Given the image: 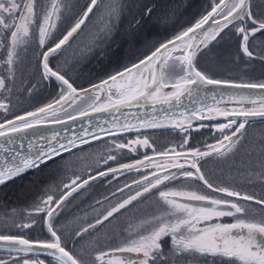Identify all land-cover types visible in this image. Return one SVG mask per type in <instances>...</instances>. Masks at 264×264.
Returning a JSON list of instances; mask_svg holds the SVG:
<instances>
[{"label":"snow or ice","instance_id":"1","mask_svg":"<svg viewBox=\"0 0 264 264\" xmlns=\"http://www.w3.org/2000/svg\"><path fill=\"white\" fill-rule=\"evenodd\" d=\"M99 0H91L87 10L84 12L83 18L78 20L76 24L63 36L53 47H49L43 52V77L49 79L54 77L60 84V96L54 104H48L37 109L34 112H28L23 116H17L15 120H8L6 124H0V137H10L13 133L22 132L28 128L42 122L43 118L49 113H55L56 105L62 107L61 102H71L75 104L77 99H83L77 89L70 83L69 79L59 71H53L49 67V56L60 50L62 46L69 42L74 33L81 28L85 19L93 8L98 6ZM264 3V0H262ZM36 0H0V32L4 30L10 31V46L7 52L6 63L9 71L12 70L14 60L17 58L16 49L19 45L26 43V38L30 36L33 26L38 27L39 44L44 47L46 40L50 36L52 29L56 27L53 17L59 19L58 0H53L52 7L49 12L43 16L42 22H38L35 10ZM151 11V10H149ZM119 9L113 4L109 7V19L113 15H118ZM215 16H222L223 23L215 22L213 28L204 30V25ZM239 20L242 23L236 28V32L242 39L241 48L249 58L253 57V53L249 50L248 42L250 37H255L257 33L264 34V9H261L259 18L252 10L251 0H219L214 4L211 12L203 16L194 26L189 27L185 31L176 35L173 39L165 43H161L156 47L150 55H146L143 59H139L130 67H125L123 71H118L114 75H110L107 79L102 80L100 84L93 85V105L94 111H105L110 108L119 110L121 106H140L144 103H151L153 106L157 104H171L173 101L179 103L181 97L187 94L191 96L197 85H221L228 83L227 81L215 80L196 68L197 55L201 51V46L207 48L208 45L217 39L221 33L228 28L234 21ZM199 30L200 38L197 40L196 33ZM111 31V28H107ZM3 46V39L0 38V47ZM171 46V47H170ZM180 55H174L177 51ZM264 60V56L260 57ZM171 87L173 91L163 93L162 89ZM6 81L0 77V90L6 89ZM234 87H244L250 89H264V83L234 85ZM112 89H115L116 98L113 99ZM89 90H83L87 94ZM100 92H105V103L96 106V101L101 100ZM237 103L255 105L256 100L249 97H240ZM0 109L7 111V105L0 102ZM196 111L193 110L192 116L188 119L195 118ZM199 111H202L200 109ZM213 113L207 117L214 119L215 115L223 116L228 122L217 125V130L223 134L226 130L232 129L233 125L239 124L230 135H223V138L216 145H208L207 151L194 149L190 153H177L175 149L169 152H163L159 155L166 158L162 163L154 162L151 158L145 156L143 161H136L135 164H122L120 168H111L109 172L115 174L123 170H139L140 168L151 165L160 171H154L151 176L144 175L142 181H134L137 185L142 186L141 191H137L134 195L129 196L117 205L107 211L102 219H97L96 224H90L88 228H95L96 225L102 224L112 217L114 213H119L121 209H125L131 205L133 201L144 196L146 193L157 192L160 200L166 206L167 211L157 217H153L151 221H144L141 229L145 224H154L155 226L147 234L137 233V238L129 239L122 246L109 251H100L95 256L94 264H137L136 261L130 260L123 253H135L142 255L139 264H158L164 262L167 258L161 251L160 239L164 236H170L172 244V255L180 256L183 254L211 256L221 258V264H264V211L259 214V219L253 218L254 213L251 205L242 204L243 202H255L257 205H264V199H257L253 195L241 194L239 191L232 190L228 187L214 186L206 179L204 173L198 166L200 159L216 154L220 157L227 156L232 152L239 143V137L243 135V130L250 118L259 117L264 119V96L259 99V106L252 108L240 107L231 111L221 108H209ZM87 113L82 112L81 115ZM204 118V117H201ZM162 124L155 120L151 122L141 123L139 127H161ZM135 125L126 124L121 130L130 131ZM181 130H184V122L176 124ZM190 127V125H189ZM227 141V144H225ZM11 141L9 140V143ZM86 142V141H82ZM70 143L75 146V141ZM148 145V140L137 139L129 144ZM188 143L187 140L184 141ZM129 145L117 144V149H123ZM183 147V145L181 146ZM61 150H68L65 145L61 144L59 149L49 145L46 149L41 147L35 154L20 155L19 153L10 157L0 156V184H4L7 180L23 175L29 169H39L42 165L53 161L56 156L61 154ZM135 151V149H132ZM0 151L7 152L3 142H0ZM191 156V162L188 168L184 163H180L181 158L185 159ZM108 159H115L109 156ZM147 162V163H146ZM260 167L264 171V161H261ZM169 169H176L170 172ZM101 176L108 173L102 172ZM183 177L185 181H200L211 192L220 194L218 197L201 193L196 190L183 191L170 189L165 182H171ZM73 185L76 184L74 180ZM85 180L83 184H87ZM77 185L71 189L76 191ZM163 186V187H162ZM69 185H65L68 188ZM129 187V185H125ZM123 191V189H120ZM71 195V192L61 196L59 200H55L52 196H48L41 203L44 207H37V212H46L48 217H53L55 209L51 207L53 203L57 207ZM181 198V199H178ZM183 201L203 202L199 206ZM222 217H231V223H214ZM203 225V226H201ZM29 227V225H24ZM48 232L52 237L51 242L31 241L22 237L0 235V242H7L10 245L17 246L15 250H23L25 252L33 251L34 247H40L45 250H54L49 254H56L58 264H88L65 249L61 245V238L57 234L53 224L48 222ZM88 228L83 229L84 232ZM81 235V233H77ZM0 264H8V261L0 259ZM24 264H28V260H24ZM39 264H43L40 261Z\"/></svg>","mask_w":264,"mask_h":264},{"label":"rangeland","instance_id":"2","mask_svg":"<svg viewBox=\"0 0 264 264\" xmlns=\"http://www.w3.org/2000/svg\"><path fill=\"white\" fill-rule=\"evenodd\" d=\"M90 1L59 0V19L54 17L53 20L59 21L63 19L66 22L76 24ZM216 1L218 0H100L98 6L95 7L88 18L87 24L83 26L82 33L66 47L65 69L70 70L71 66L74 68V66L80 64L81 73L76 80L79 86L88 84L93 80L91 79L93 73L91 70L86 69L84 65L95 51L102 50L104 53L105 50L118 48L120 50H116V52L122 57L124 65L132 60L142 58L163 41L181 33L199 21ZM52 3L53 0H36L35 10L38 21L43 20V16L51 9ZM113 4L118 7L119 12L118 15H113L109 19L108 10ZM251 4L253 12L259 18L261 9H264V3H262V0H251ZM239 23H235L228 31L221 33L207 48H201L195 64L201 72L210 78L264 83V60L258 58L264 56V34L257 33L255 37H250L248 47L253 53V57L249 58L244 55L241 48L242 39L236 32ZM109 27L111 31H107ZM116 28H122L123 31H130V33L128 35H120V42L117 45H110L109 43L114 37L112 32H115ZM259 34L261 37L258 36ZM180 54L181 52L174 55ZM51 79L54 80L52 77ZM52 80L48 102L39 101L32 104H18L17 107L5 112L7 117L30 112L56 100L61 89L60 85L58 88V84ZM35 93L36 88L34 87L33 95ZM39 95L41 96L40 90ZM80 95L83 96V99L78 98L75 104L70 103L63 108L57 109V111L61 112L56 118L79 112L93 102L90 94L82 93ZM3 100H5V97L0 95V101ZM225 123H227V120L197 124L190 126V128L184 127V130L176 131L185 135L184 140L170 144L165 147V150L189 149L192 151L198 148L201 151H207L208 145H216L223 138V135L230 133L231 129L226 130L223 134L217 130V125ZM191 131L198 133V139L196 138L198 144L189 139L188 132ZM162 138L167 139L166 137ZM201 139H205L204 146ZM236 139H239V143L227 156L220 157L213 154L208 158V163L205 165L208 181L212 184H222L225 187L245 194H251L254 186L264 189V171L260 167L261 161H264V121H249L243 130V135ZM185 140L188 141L187 144L184 143ZM178 145H183V147ZM90 150L91 146L87 145L62 155L59 158L62 168L59 167L58 174L50 178L49 186L47 184L42 185L40 181L42 179L34 180L31 188L28 185L26 186L25 183L20 186V181L24 175L20 176L16 180L18 186L15 189L17 194L13 198L14 201L9 199H5L4 202L0 201V234H20L36 240L51 242L52 237L46 225L49 221L59 235H66L68 229H80L83 225L84 216L82 213H78L72 218L64 217V213L72 207L78 194L63 200L60 206L57 207L53 217H48L47 221H45L46 212H37L36 209L37 207H44L41 202L46 200L48 196H52L54 201L58 200L62 193L74 186L72 183L74 180L77 184L80 180L89 176L88 164L80 157L87 154ZM165 159L162 158L160 163ZM37 172L35 170L33 173L36 174ZM165 183L170 189H188L189 191L194 189L195 185L194 181H185L183 177ZM65 185H69V187L65 188ZM105 202L101 201L98 203L95 209L108 205L104 204ZM241 203L251 205L253 213L260 214L263 211L260 207L250 202L241 201ZM166 211L167 208L159 196L152 198L142 196L101 225L90 229L112 230L108 226L112 221L125 223L124 228L131 233L128 237L110 239L109 237H90L87 235L88 237L66 238L77 241L78 243L74 245L79 246L81 250L91 248L90 253L97 252V247L103 245H123L129 239L137 238L136 234L133 235L135 231V233L138 231H143V233L151 231L155 225L145 224L143 229H141L142 222L151 221L153 217L161 216ZM24 225H29V227H24ZM60 238L63 246L72 245L63 236ZM159 243L161 246H172L170 236L162 237ZM106 248L109 247H105L104 251ZM0 259L8 261L10 264H24V260H28V263L33 261L32 264H39L40 261L54 262L48 258L21 255L18 252L9 250H0Z\"/></svg>","mask_w":264,"mask_h":264},{"label":"flooded vegetation","instance_id":"3","mask_svg":"<svg viewBox=\"0 0 264 264\" xmlns=\"http://www.w3.org/2000/svg\"><path fill=\"white\" fill-rule=\"evenodd\" d=\"M38 22H42V21H38ZM238 22H240L238 25V27H240L242 23H246L247 21L241 22L237 20L232 24H230L228 28H226L222 33L228 31L232 25ZM54 23L56 27L51 30L50 36L46 40V44L44 45V47H41L39 44L38 27H36L35 25L33 26L30 36L26 38V43L19 45L16 49L17 58L14 60V64L12 65L11 72L9 71V66L6 63L7 52L10 46V31L4 30L3 32H0V38L3 39V46L0 47V77H3L5 79L7 85L6 89L0 90V95L5 97V100L0 102H3L7 105V111H5L4 109H0V122L16 116L14 115L7 117L5 112H8V110L11 108L17 107L18 104L25 105L28 103L32 104L34 102H39V101L41 102L49 101V90L52 79L51 78L45 79L43 77V64H42L43 52L47 51L49 47H53L55 43H57L60 39H62L63 36L66 35V33L70 31L71 28L75 25V23L66 22L63 19L59 21H54ZM86 24L87 21L83 24V26ZM81 33H82V29H80L67 44L62 46L60 50H57L55 54L50 55L48 63L51 69L55 71H59L61 74L65 75V78L69 79L70 83L73 84V86L77 89V91L79 90L78 88L83 90L86 89L87 87H91L90 90L87 92V94H90L93 100V92L91 91L93 85L100 84L102 80L107 79L110 75H114L118 71H123L125 67H130L133 63L137 62L141 58L134 61L132 60L124 65L122 57H120V54L116 52V50H120L118 48H111L109 50H105L104 53L102 50L97 52L95 51L94 54L90 56V59L87 61V63H85L84 65L86 69L92 71L93 74L91 75V79L93 80L88 84L79 86L76 78L81 73V66L79 64L74 66L75 69L73 68V66H71L72 68L70 70L65 69V60H66L65 49ZM129 33L130 31H123L122 28H116V31L112 32V35L114 37L111 43L109 44L117 45L120 42L119 36L128 35ZM258 36L261 37L260 34ZM52 81L56 82L58 84L57 87L59 88L60 85L59 82L56 81L55 78ZM34 87L36 88L35 95H33ZM39 90L41 91V96L39 95ZM100 93H104V99H105L107 94L105 92H100ZM112 95L116 97L115 89H112ZM59 96L60 94L58 95V98ZM68 104H70V102ZM212 108L227 109L220 106H215ZM207 111L208 113H211L209 109ZM60 112L61 111L51 113L46 117L56 118L60 114ZM237 122H239V120ZM237 126L238 124L233 125L231 131H233ZM180 130L181 129L150 128L143 130L116 131L110 133L108 135L94 139L90 142L75 146L74 148H69L66 151L65 150L62 151L61 154L59 156H56L53 161L48 162L46 165H42L38 170L37 169L27 170L23 174L25 178L22 177L20 181L21 182L20 186H22V184L25 183L26 186L28 185V187L31 188L33 181L34 180L38 181L40 179H42L40 180L42 182V185L47 184V186H49V183L51 181L50 178H53L55 175L58 174L57 171L60 170L59 167L62 168V163L59 160V158L62 155L87 145L91 146V150L87 154L80 157L83 159L84 162H87L88 164L87 169L89 170L90 174L89 176L80 180L73 187H76L77 185H83V186L77 187L76 191L74 192L71 191L73 187H70L61 195L64 196L67 193L71 192V195H67L68 198L69 196L78 194V197L76 198L72 207L67 212L64 213L65 215L64 217L72 218V216H76L78 215V213H82L84 216L82 220L83 225L78 230L66 229L67 230L66 235L64 234H60V235L58 234V235L60 237L63 236V238L67 239L69 243H72V245L64 246L65 249L68 250L72 255L87 261L88 264H94L93 260H95L96 254L100 251H104L105 247H109L106 248L105 250V251H109L111 249H115L122 245H108V246L103 245L97 247L98 249L97 252L90 253L91 248H87V249L84 248V250H81L79 246L74 245L75 243H78L77 241H74L73 239H69L66 237H70V238L88 237L87 235H89L90 237H94V236L109 237L110 239H116L117 237H128L131 233L129 230L124 228L125 223H118L112 221L108 225L110 228H112V230L110 229L90 230L91 228H88V226L90 224H96L97 219H102L103 216L107 214V211L110 210L113 206L117 205L119 202L123 201L124 199L128 198L131 195H134L137 191H141L142 187H139L141 185H137L136 183H134V181L141 180L144 175L149 176L154 171H159L158 169L153 168L151 165H149L146 168L142 167L139 170L122 169L121 171L115 174L110 173L109 169L120 168V165L122 164H135L136 161L138 160L143 161L145 159V156L151 158L154 162L160 163L163 157H161L159 154L166 151L169 152L170 155H175V153H173L172 151L165 150V147H168L172 143H179L180 141L184 140L185 135L176 132ZM230 133L228 135H230ZM188 134H189V139L195 142L196 144H198V140H196V138L198 137V133L196 131H191L188 132ZM162 137H166L167 139L165 140ZM137 139L141 141L147 139L149 143L147 146L143 144H135V143L129 144V142H134ZM201 141H202V145L204 146L205 139H201ZM117 144H124L129 146L123 149H117L116 148ZM132 149H135V151H133ZM175 152L190 153L191 151L189 149H182V150H175ZM109 156H113L115 157V159L114 160L108 159ZM209 157L200 159L198 162V166L200 167L201 171L204 173L205 177L207 175L206 172L207 170L205 168V165H207ZM187 161L188 162L186 163L185 159L181 158L180 163H184L185 168H188L191 162V156L187 157ZM35 170L38 171L36 174L33 173ZM102 172L108 173V175L101 176L100 173ZM19 177L20 176L14 177L10 180H7L4 184H0V201L4 202L5 199L14 201L13 198L15 194H17V191L15 189H17L16 186H18V182H16V180ZM85 180L88 181L87 184H83ZM194 182H195V185L193 187L194 189H190V191L196 190L201 193L209 194L214 197H218L220 195L211 192V190L207 189V187L204 186L202 182L200 181H194ZM125 185H129V187H125ZM213 185L225 187L222 184H213ZM120 189H123V191H120ZM183 191H189V190L186 189ZM241 194H245V193H241ZM249 195H253L257 199H264V189H259L256 186H254L253 192H251V194ZM61 196L58 198V200L61 198ZM144 196H147L148 198L157 197L158 193L154 191L152 193H146ZM101 201H106L104 204H108V205L103 204L104 206L95 209L97 204L100 203ZM250 203L260 207L264 211V205H257L255 204V202H250ZM55 205L56 204H54L53 207H55L54 209L56 210L57 206ZM115 214L117 213H114V215ZM45 215H46L45 221H47L48 216L46 213ZM110 218L111 217H109V219ZM253 218L259 219V214L254 213ZM213 222L231 223L233 222V218L222 217ZM46 225L48 224L46 223ZM85 228H88L87 232L83 231V229ZM78 232L81 233V235L78 236L77 235ZM135 232L133 233V235L135 234L137 235L138 232L139 234L147 235L150 231H148V233H143V231H138L137 233ZM171 249L172 246H161V251L165 254V257L167 258L166 263L205 262V263L221 264V258L219 257L214 258L211 256H199V255H191V254L173 256ZM0 250H4V249H0ZM18 253H20L21 255H32L22 252H18ZM121 255L125 256L130 260L136 261L137 264H139L140 259H142V255H138L135 253H123ZM48 259L54 262H43V264H58L56 259L54 258H48ZM30 262L28 264L33 263V261ZM8 264H10V262H8ZM158 264H164V262L158 261Z\"/></svg>","mask_w":264,"mask_h":264},{"label":"water","instance_id":"4","mask_svg":"<svg viewBox=\"0 0 264 264\" xmlns=\"http://www.w3.org/2000/svg\"><path fill=\"white\" fill-rule=\"evenodd\" d=\"M217 3H219V0L216 1L214 4ZM214 4L212 5V7L214 6ZM212 7L205 15L211 12ZM91 13H89L88 17L90 16ZM83 15L81 16V18H83ZM87 19H85V22L87 21ZM216 21L223 23L222 16H215L214 19H210L209 22L204 25V30L207 31L208 29L213 28L215 26ZM194 25L195 23L190 27ZM82 26L83 24L81 25V28ZM80 29H78L77 32ZM75 34L76 33L73 34V37L75 36ZM175 36L163 41L162 43H165L168 40L173 39ZM196 36H197V40H199L200 38L199 30L197 31ZM73 37H71L69 41ZM159 45L156 47H159ZM155 48L152 51H154ZM201 48H203V46H201ZM152 51H150L147 55H150ZM179 52L180 51L178 50L176 53ZM198 70L201 71L200 69ZM215 80L227 81L228 83L221 85H197L194 88L192 95L188 96L187 94H185L184 96L181 97V101L179 103L173 101L171 104H157L155 106H153L151 103H144L141 104L140 106H135V105L121 106L119 110H116L115 108H110L105 111H94L92 108L93 105L92 102L91 104L82 108L81 111L64 117H60L56 119H44L47 118L45 116L41 123L36 124L31 128H28L22 132L13 133L11 134L10 137H0V142H3L5 147L8 149L7 152L0 151V156L8 157L10 162V157L12 155H15L17 153H19L20 155L35 154V152L38 151L41 147H44L46 149L49 145L56 147L58 149L61 144L65 145L67 149L74 148L75 146L90 142L94 139L100 138L110 133L116 131H123L121 130V128L126 124L135 125L136 127H134L132 130H143L150 128L180 129L179 127H176V124H179L181 122H184V127H189V125L192 126L199 123H209V122L226 120L223 116L220 115H215L214 119H208L207 117L213 115V113H208L207 110L210 107H215V106H220L223 108L230 109L229 111H231L234 108L239 109L240 107H245V108L258 107L260 97L264 96V89L234 87V85H242L248 83L260 84L259 82H243V81L222 80V79H215ZM90 88L91 87H87L86 89L90 90ZM83 90L79 89L77 92L79 94H82L84 93ZM171 91H173V89L170 86L162 89L163 93H168ZM99 95L101 96V100L96 101L97 107L100 104L105 103L104 93H100ZM242 96L256 100L257 104L252 105V104L244 103L243 105H241L237 103V100ZM115 98L116 97L113 96V99ZM56 100L48 104H54ZM61 103H62V107L60 105L55 106L56 107L55 112H57V109L63 108L69 102H61ZM37 109L32 110L30 112H34ZM200 109H202V111H199ZM193 110H197L195 118L188 119L189 117L192 116ZM82 112L87 114L81 115ZM25 114L26 113L17 116H23ZM17 116L4 120L0 122V124H6L8 120H15ZM153 120L162 124L163 126L145 127V128L139 127L141 123L151 122ZM259 120H264V119L259 117L249 119V121H259ZM235 138L236 137H234V139ZM9 140L11 141L10 143ZM71 141H75V146H73V144L70 143ZM82 141H86V142H82ZM225 144H227V141L225 142ZM62 151L64 150H61V152ZM175 170L176 169H169L170 172H173ZM140 181H142V179ZM183 202L191 203L194 205H199L203 203V202H193V201H183ZM54 208L55 207H53V209ZM0 235L17 236L31 241H37L36 239H31L20 234H0ZM16 247L17 246L10 245L7 242H0V249L17 251L15 250ZM19 252L28 253L41 257L54 258V259H56V255H58V253L49 254L50 252H54V250H45L40 247H34L33 251L31 252H25L23 250H20ZM166 264H214V263L181 262V263H166Z\"/></svg>","mask_w":264,"mask_h":264},{"label":"trees","instance_id":"5","mask_svg":"<svg viewBox=\"0 0 264 264\" xmlns=\"http://www.w3.org/2000/svg\"><path fill=\"white\" fill-rule=\"evenodd\" d=\"M259 121H264V120H259ZM251 122H257V121H251ZM31 239H33V238H31Z\"/></svg>","mask_w":264,"mask_h":264}]
</instances>
